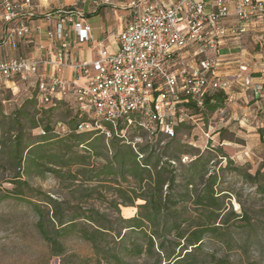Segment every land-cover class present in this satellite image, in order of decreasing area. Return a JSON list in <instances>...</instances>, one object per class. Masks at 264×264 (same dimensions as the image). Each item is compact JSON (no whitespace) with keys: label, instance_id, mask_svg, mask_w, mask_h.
<instances>
[{"label":"trees","instance_id":"trees-1","mask_svg":"<svg viewBox=\"0 0 264 264\" xmlns=\"http://www.w3.org/2000/svg\"><path fill=\"white\" fill-rule=\"evenodd\" d=\"M227 99L224 91L211 92L204 99L205 110L225 107ZM57 107L40 106L33 92L9 112L0 98V202L9 199L30 205L37 233L62 264H76L72 258L77 254L69 253L65 243L70 234L94 249V257L80 258L81 264H236L225 254L206 253L205 238H218L230 248L233 234L226 228L230 223L248 232L264 230V203L254 213L239 214L228 207V193L218 190L220 171L210 164L215 159L212 153L185 148L177 140L186 124H180L173 136L158 131L172 142L164 147L165 153H159L156 141L148 153V146L136 147L134 139L125 138V123L110 139L97 131H77L74 119L66 123L68 133L56 132L57 120L52 118ZM137 121L135 117L134 125H139ZM258 133L264 142V127ZM196 150L195 157L184 163L189 159L184 154ZM241 172L264 199L262 168L254 174ZM48 173L69 187L80 183L96 193L95 198L109 200L117 216L93 205L55 198L31 181ZM124 206L137 207L134 216L122 215Z\"/></svg>","mask_w":264,"mask_h":264},{"label":"built area","instance_id":"built-area-1","mask_svg":"<svg viewBox=\"0 0 264 264\" xmlns=\"http://www.w3.org/2000/svg\"><path fill=\"white\" fill-rule=\"evenodd\" d=\"M38 6L36 0H0V88L33 82L31 94L36 92L40 106H65L76 114L71 118L77 131H97L107 139L121 123L134 125L135 117L147 132L173 136L180 124L202 116L211 92L229 95L231 81L218 74L224 37L253 32L264 48L263 0H132L119 48L101 47L86 61L76 59L71 46L90 38L91 25L75 22L74 37L67 26L82 12H44L48 40L34 42ZM25 41H32L31 53L21 49ZM66 69L72 70L70 78ZM259 72L264 78V68ZM239 73L245 91L263 94L264 81L255 80L248 65ZM54 125L60 134L69 131L63 120ZM142 140L135 136L133 145Z\"/></svg>","mask_w":264,"mask_h":264},{"label":"rangeland","instance_id":"rangeland-1","mask_svg":"<svg viewBox=\"0 0 264 264\" xmlns=\"http://www.w3.org/2000/svg\"><path fill=\"white\" fill-rule=\"evenodd\" d=\"M34 86L33 82H29L28 86L19 84L18 88L10 90L0 88V98L4 101L5 110L10 112L20 106L30 96ZM256 99L236 93L232 101L226 100L225 107L211 113L205 110L195 123L181 126L176 135L185 148L194 147L201 153H212L215 157L210 163L212 169L219 170L221 175L218 190H226V201L230 202L228 207L239 214H244L246 210L254 213L264 203L262 196L256 193V186L245 179L241 172L247 170L254 174L258 168L264 171V142L258 133L259 127H264V92L257 103ZM73 115L76 117L73 110L59 106L53 112L52 119L68 123L72 121ZM39 131V128L34 129L33 134L38 135ZM124 133L127 139L141 136L143 140L140 145L148 146V153L152 150L149 147L156 141L159 153H165L164 147L168 142H172L166 135L141 130L139 125L124 128ZM196 152L198 151L184 154L188 155L189 159L182 161L189 163L195 157L192 153ZM224 155H227V158ZM182 170L183 168L179 167L178 174ZM31 181L55 198L66 199L73 205H93L107 211L112 217L117 216L109 200L95 198L93 195L96 193L87 191L80 183L69 187L68 182H61L50 173L43 178L34 177ZM3 186L12 188L8 183ZM106 193L107 198H110L111 193ZM136 210L137 207L124 206L122 215L132 217ZM36 220L30 205L9 199L0 202V264H62V258L53 256L47 243L37 233ZM226 228L233 234L232 246L228 248L218 238L209 235L204 240L206 253L225 254L236 264H264V230L248 232L234 222ZM65 243L69 253L77 254L72 258L76 264H81L80 258L94 257L91 244L79 238L77 234L68 235Z\"/></svg>","mask_w":264,"mask_h":264},{"label":"crops","instance_id":"crops-1","mask_svg":"<svg viewBox=\"0 0 264 264\" xmlns=\"http://www.w3.org/2000/svg\"><path fill=\"white\" fill-rule=\"evenodd\" d=\"M132 0H36L39 3L38 16L32 21L35 35L33 41H47L44 33L47 28L44 12L54 11L58 9L71 8L78 9L82 12L79 17H73L72 22L67 23L69 32L74 37V24L79 22L83 25H91L90 38L78 40L72 47L73 55L78 60H92L97 55V50L105 47L110 51H116L118 46V37L123 26L127 22L130 13V3ZM210 1V0H208ZM264 1V0H263ZM74 20V21H73ZM229 20L228 22H231ZM227 22V23H228ZM41 28V32L37 33V29ZM32 41H25L21 45L23 52H32ZM215 56V55H214ZM217 57L221 61L218 67V74L223 78L231 81V87L228 100L232 101L236 93L240 96H250L256 99V103L260 100V94H254L253 91L247 92L243 89L242 81L238 75L240 74V66L248 65L250 70L256 76L255 80L264 81L259 72L264 68V48L259 47L255 42L253 32L242 34L239 39L233 37H224L219 47ZM215 58V57H214ZM66 77H71L72 70L66 69Z\"/></svg>","mask_w":264,"mask_h":264}]
</instances>
